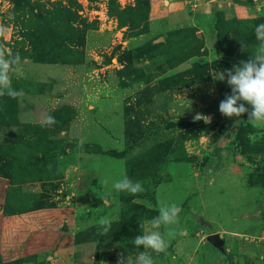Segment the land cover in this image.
I'll use <instances>...</instances> for the list:
<instances>
[{"label": "rangeland", "instance_id": "obj_1", "mask_svg": "<svg viewBox=\"0 0 264 264\" xmlns=\"http://www.w3.org/2000/svg\"><path fill=\"white\" fill-rule=\"evenodd\" d=\"M137 1L0 0V47L19 53L23 93L0 96V264H49L50 245L70 239L82 258L91 229L90 263L128 264L161 203L179 206V223L161 227L154 264H264V121L223 115L232 89L212 79L256 54L264 0ZM125 175L144 191L112 188Z\"/></svg>", "mask_w": 264, "mask_h": 264}, {"label": "clouds", "instance_id": "obj_2", "mask_svg": "<svg viewBox=\"0 0 264 264\" xmlns=\"http://www.w3.org/2000/svg\"><path fill=\"white\" fill-rule=\"evenodd\" d=\"M5 29L0 27V35H4ZM255 36L259 44L256 48V54L248 61H241L242 67L234 66L231 70L215 71L212 74L213 82L224 81L227 75V83L232 89V94L227 96L226 100L219 104V111L228 117H241L242 114H248V121L256 123L264 121V23L255 26ZM242 44V50H243ZM20 62L19 53L13 54L11 49L7 50L0 47V96H9L17 98L21 96L22 90H16L12 87L11 75L13 68ZM214 91V89H213ZM238 101L244 103L238 104ZM245 103L251 105L252 111L245 107ZM195 120H204L209 122V117L200 113L194 115ZM56 123L55 117L46 115L42 117V126H52ZM104 184L108 181L104 180ZM112 188L117 192H128L132 195L143 192L144 188L140 181H133L126 175L115 180ZM180 208L176 204L161 203L158 208V215L149 221L150 227L145 228L143 233L133 239L136 248L143 246L144 251L137 252L135 259L129 257L128 264H154L151 253H160L166 251L168 241L166 234L160 231L162 226H172L179 223ZM99 224L106 233L111 221L107 217L101 218ZM144 226L141 225V228ZM125 256H118L117 264H125Z\"/></svg>", "mask_w": 264, "mask_h": 264}, {"label": "trees", "instance_id": "obj_3", "mask_svg": "<svg viewBox=\"0 0 264 264\" xmlns=\"http://www.w3.org/2000/svg\"><path fill=\"white\" fill-rule=\"evenodd\" d=\"M12 2L14 3V5H15V7H16V9H21V8H24V7H28L30 10L32 9L33 10V6H31L30 5V3H29V0H12ZM140 2H142V0H138L137 1V6H138V3L140 4ZM147 7H148V5H146V7H143V8H141V7H136V9H138V11H147ZM125 14V10H118L117 11V13H116V15L117 16H119V17H121V16H123ZM42 19L41 20H43V17H41ZM70 20H75V18H73L72 19V17H70ZM61 23V19H58V25ZM215 30H218L217 29V27L215 28ZM78 37H81V36H83V33L82 32H80V35L78 34L77 35ZM76 36V37H77ZM80 43L82 42L81 41V39H80V41H79ZM160 44L159 43H157V44H155V43H153V41H150L149 43H148V48L149 49H155L156 47H158ZM125 54H130L129 53V51H126V52H124ZM127 59V58H126ZM240 103H244L243 101H238V104H240ZM245 107L248 109V104L247 103H245ZM246 114V113H245ZM166 144L165 143H163V145H156V146H154V149H156V148H160V147H162V146H165ZM163 149L161 150V152L159 153V155L160 156H163ZM132 162H134L132 159H131V162L130 163H132ZM135 166L137 167V168H139L141 165H140V163H138L137 165L135 164V163H133L132 165H131V169L133 170V169H135ZM136 170V169H135ZM263 174V173H262ZM262 174H261V176H262ZM41 180V179H40ZM131 212H138L137 210H132ZM5 214H7V213H5ZM118 223H120V222H116V223H113V224H118ZM120 225H123V229H126V224H120ZM93 235H95L94 234V230H92L91 229V231H90V237H87V240L88 241H92V242H97L96 241V239H95V237L93 236ZM115 235V233H111L110 231H108V234H107V237L109 238V237H113ZM140 248H142V246L140 247ZM165 252V251H164ZM161 253H163V252H160V253H156V252H151V255L152 256H156V255H162ZM28 258H23V259H15V260H12V261H10V262H4L3 264H23V262H25L26 260H27ZM98 259V258H97Z\"/></svg>", "mask_w": 264, "mask_h": 264}, {"label": "crops", "instance_id": "obj_4", "mask_svg": "<svg viewBox=\"0 0 264 264\" xmlns=\"http://www.w3.org/2000/svg\"><path fill=\"white\" fill-rule=\"evenodd\" d=\"M72 233V232H71ZM74 234V232L72 233ZM73 242V239H72ZM72 242L71 239L69 241L66 240V243H53L50 245V248L48 250L49 254L51 252V254L47 256H44L46 259H50V263L49 264H93L90 263L91 258H93L94 253H91V255H89L88 251L93 249V243L92 242H84V244H82V248L84 249V256L82 258L80 257H71L69 256V252L73 249L72 246ZM71 243V244H70ZM70 244V246H68ZM88 246V248H86ZM91 257V258H90ZM102 262V261H101ZM100 262V263H101ZM105 262V261H104ZM23 264H32L31 262H24Z\"/></svg>", "mask_w": 264, "mask_h": 264}, {"label": "water", "instance_id": "obj_5", "mask_svg": "<svg viewBox=\"0 0 264 264\" xmlns=\"http://www.w3.org/2000/svg\"><path fill=\"white\" fill-rule=\"evenodd\" d=\"M161 39H163V38L162 37H158L155 41H159ZM198 220L204 222L201 217H199ZM208 240L211 243L215 244L216 246H220V244H221V235L219 233H216V232L215 233H211L210 235H208Z\"/></svg>", "mask_w": 264, "mask_h": 264}]
</instances>
